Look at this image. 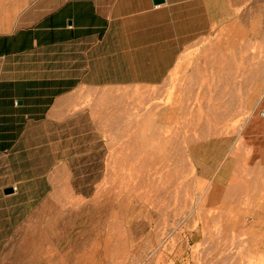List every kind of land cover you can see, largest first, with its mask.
<instances>
[{
  "label": "rangeland",
  "instance_id": "rangeland-1",
  "mask_svg": "<svg viewBox=\"0 0 264 264\" xmlns=\"http://www.w3.org/2000/svg\"><path fill=\"white\" fill-rule=\"evenodd\" d=\"M235 7L229 21L180 55L161 86L97 100L92 116L77 117L74 130L72 123L39 122L18 132L0 152V264H264V151L251 158L243 138L251 115L264 118L263 38L251 39L248 51L257 53L259 65L254 62L228 125H216L208 105L216 81L206 87L197 78L205 65L211 69L223 27L231 37L257 23L263 31L264 0H233ZM202 92L199 114L194 99ZM189 94L191 107L181 113L178 105ZM170 106L177 112L161 123L176 129L164 132V169L172 168L175 179L159 187L155 127L140 122L147 110ZM190 119L195 122L184 127ZM9 187L13 192L3 194ZM155 198L170 201V210L157 213Z\"/></svg>",
  "mask_w": 264,
  "mask_h": 264
},
{
  "label": "crops",
  "instance_id": "crops-1",
  "mask_svg": "<svg viewBox=\"0 0 264 264\" xmlns=\"http://www.w3.org/2000/svg\"><path fill=\"white\" fill-rule=\"evenodd\" d=\"M231 7L233 0H0V152L28 125L74 130L97 100L161 86L185 50L231 18ZM261 113L243 130L255 160L264 151Z\"/></svg>",
  "mask_w": 264,
  "mask_h": 264
},
{
  "label": "bare ground",
  "instance_id": "bare-ground-1",
  "mask_svg": "<svg viewBox=\"0 0 264 264\" xmlns=\"http://www.w3.org/2000/svg\"><path fill=\"white\" fill-rule=\"evenodd\" d=\"M228 3V2H227ZM230 4V3H228ZM235 4V3H234ZM235 6V5H234ZM230 8V6L228 7ZM232 9H235L233 7H231ZM233 18H234V15H233ZM215 20V19H214ZM230 20V17L226 19V21L224 22V24ZM222 24V22H221ZM217 26V25H216ZM250 26V25H249ZM257 28H260L259 24L257 23L256 25V29L252 30L250 33H248L247 31L245 30H241L240 32L237 31L235 32L234 36L231 37V36H225L224 34H227V30H225V28L223 27V29L221 30L220 34H221V38H220V42H216L218 43L217 46H216V52H217V57L215 58V60L213 59L212 62L210 61L208 64L210 65V70L208 71L207 70V67L208 66H204V70L201 71L203 72L201 76L197 77V78H202L200 79L203 83V85L205 83H208L209 81H216V85L213 87V91H210V90H207V96L209 95L211 99H213L211 103H209L208 105H210L209 107L211 112L213 111L215 114H217L216 118H215V124L218 125V124H221L223 123V121L225 120L226 122H224L223 124H226L228 125V121H232L235 117H236V112L233 111L234 110V106H235V100L239 98V96L241 95L240 93L242 92L243 88L245 87V85L250 81V78L252 77V74L254 72L253 70V64L255 61H258L259 58H258V55L257 53L253 50L251 52L248 51L250 45L252 44L251 42V39L256 37V39H262L264 40V29L262 31V29L260 30H257ZM227 32V33H226ZM234 33V32H233ZM248 34H250L249 37ZM261 35V36H260ZM215 40V39H214ZM219 40V38H218ZM254 41V40H253ZM263 42V41H262ZM215 43V44H216ZM252 50V49H251ZM260 57V56H259ZM261 59H264V58H261ZM262 63L263 60H261ZM256 63V62H255ZM259 63V61H258ZM196 64V63H195ZM194 65V63H193ZM257 65V63L255 64ZM259 65V64H258ZM257 65V66H258ZM264 66V64H263ZM193 67V66H192ZM256 67V66H255ZM261 67V65L259 66ZM258 67V68H259ZM191 68V67H190ZM196 69V67H195ZM255 69V68H254ZM191 70V69H190ZM194 70V69H193ZM260 70V69H259ZM258 70V71H259ZM256 71V70H255ZM257 71V72H258ZM261 71L262 70V67H261ZM189 72V71H188ZM199 69L196 70V73H201ZM184 73V72H183ZM186 73V72H185ZM255 73V72H254ZM187 74V73H186ZM189 74V73H188ZM258 74V73H257ZM190 75V74H189ZM200 75V74H199ZM191 76V75H190ZM187 77V76H186ZM194 78V77H193ZM190 79V77H189ZM187 79V80H189ZM199 80V82H200ZM255 80V79H254ZM192 81V79L190 80ZM194 82V81H193ZM252 82V81H251ZM210 83V82H209ZM208 83V84H209ZM263 83V82H262ZM250 84V83H249ZM206 85V84H205ZM193 86V85H192ZM211 86V84H210ZM199 87V86H198ZM207 87V85H206ZM249 87V85H248ZM247 87V88H248ZM201 89V88H200ZM209 89V88H208ZM211 89V88H210ZM250 89V88H249ZM245 90V89H244ZM243 90V92H244ZM251 90V89H250ZM201 91V90H200ZM214 92V94L212 93ZM205 92H202L201 95H200V98L201 100H198L199 98V94L196 95V99H194L196 101V106H197V111L198 113L200 114V110L203 106V100H204V96L202 94H204ZM206 94V93H205ZM190 95V96H189ZM186 98L187 102H184V103H179L178 105V111H180L181 113H186L187 110L191 107H189V102L192 98V94H189ZM144 96V95H143ZM206 96V95H205ZM124 97V96H122ZM126 97V95H125ZM124 97V100L126 102V98ZM195 97V96H194ZM113 98V97H112ZM111 98V99H112ZM146 98V97H144ZM208 98V97H207ZM148 99V98H147ZM146 99V100H147ZM206 99V98H205ZM121 100V99H120ZM128 100V99H127ZM140 100V99H139ZM143 100V99H142ZM112 101V100H111ZM137 101V100H136ZM207 101V100H206ZM205 101V102H206ZM124 102V103H125ZM146 102V101H145ZM191 102H193L191 100ZM190 102V103H191ZM204 102V103H205ZM128 103V102H127ZM139 104V103H138ZM142 104V102H141ZM145 104V103H144ZM193 104V103H192ZM129 104H127L128 106ZM207 105V108L209 110V107ZM152 106V104L150 105ZM154 107V106H153ZM156 108V106H155ZM154 108V109H155ZM149 109V108H148ZM177 107H173V106H170V107H167V109H164L162 110L161 112L160 111H157L156 113L154 112H150L147 110V113H146V116L147 117H144L143 118V122H140V124H145L146 123H149L150 125H153L155 127V135L152 137L151 141L153 140V138L155 137V141L153 142V147L156 146V150H152L151 153L154 154V155H158L159 157V163L158 165L160 164V162H162L159 170L157 169V171L155 173H157L158 171V176H157V179H158V186L161 187L164 183H167V179H175V174L172 175V173H169V170L172 171V168L170 169H164L166 166V155L167 153H165L163 151V147L164 145L166 144L165 142V139H168L169 136L165 135L164 132L166 133H170V130L172 131L173 129H176L174 127H171L170 128V125H164L161 123V119L163 118L164 115H166L167 113L169 114H174L175 111L177 112ZM196 109V108H195ZM195 109H192V111H195ZM206 110V109H205ZM152 111V110H151ZM156 111V110H155ZM196 111V112H197ZM190 112V111H189ZM210 112V113H211ZM212 112V113H213ZM192 113V112H191ZM197 113V115H198ZM209 113V111H208ZM194 114V113H193ZM192 115V114H191ZM196 114H194L195 116ZM142 116V115H141ZM145 116V115H144ZM211 116V114H210ZM208 116V118L210 117ZM185 117V116H184ZM192 118V117H191ZM204 120V118H202ZM151 121V122H150ZM213 121V120H212ZM238 121V120H237ZM195 122V121H194ZM191 119L189 120V122H186L185 123V126L186 127L187 125H189V123H194ZM204 122L205 124H209V120L206 118L205 121H202ZM238 123V122H237ZM230 124V122H229ZM235 124V122H234ZM232 124V125H234ZM194 125V124H193ZM196 125V124H195ZM231 126V125H230ZM235 126V125H234ZM182 127V126H181ZM191 127V126H189ZM213 127V126H212ZM219 127V126H218ZM224 127V126H223ZM169 128V129H168ZM197 128V127H196ZM127 129H131L130 126L126 127V130ZM193 129V128H192ZM212 129V128H211ZM220 129V128H219ZM227 129V128H226ZM216 131V130H215ZM218 131V130H217ZM184 132V131H183ZM191 132V131H190ZM221 132V131H220ZM224 133V132H223ZM221 133V134H223ZM157 134V135H156ZM193 134V133H192ZM144 133L141 132V137L143 138L144 137ZM196 138V137H195ZM192 142V141H191ZM187 143V141H186ZM190 143V142H189ZM193 143V142H192ZM173 148V147H172ZM174 150V149H173ZM185 151V150H184ZM192 156L196 157L198 156L197 152H193L192 150L190 151V153ZM155 158V157H154ZM148 159V156L147 158ZM177 159V158H176ZM144 161V160H143ZM151 162V161H150ZM170 162H173V161H170ZM186 162V161H185ZM184 164V163H183ZM170 165V164H169ZM177 165V164H176ZM180 165H182L180 163ZM172 166V165H171ZM178 166V165H177ZM180 167V166H179ZM184 167V165H183ZM158 168V167H157ZM263 168V167H262ZM262 168L260 170H262ZM181 169H182V166H181ZM156 170V169H155ZM187 170V169H186ZM258 170V171H260ZM174 171V170H173ZM181 171V170H180ZM257 171V172H258ZM154 172V171H153ZM183 172V171H182ZM184 173V172H183ZM152 174V173H151ZM178 174V173H177ZM185 176V175H184ZM183 176V177H184ZM188 176V175H187ZM234 177V176H233ZM240 177V176H239ZM178 178V177H177ZM150 179V178H148ZM188 180V179H187ZM147 181V180H146ZM151 181V180H150ZM156 181V180H155ZM157 182V181H156ZM179 182V181H178ZM146 183V182H145ZM184 183V182H183ZM246 183V182H245ZM264 184V181L262 182ZM176 184V182L174 183V185ZM178 184V183H177ZM145 186L147 184H144ZM168 185V184H167ZM182 185V184H181ZM187 185V184H186ZM185 185V186H186ZM238 185V184H237ZM148 186V185H147ZM169 186V185H168ZM178 186V185H176ZM183 186V185H182ZM149 187V186H148ZM174 187V186H173ZM171 187V188H173ZM210 187V186H209ZM208 187V188H209ZM219 187V185H218ZM167 188V187H166ZM177 188V187H176ZM188 188V187H186ZM174 189V188H173ZM181 189V188H180ZM167 190V189H166ZM165 190V192H166ZM169 190V189H168ZM175 190V189H174ZM222 190V189H221ZM147 192L148 191H153V190H146ZM180 191V190H179ZM208 191V190H207ZM219 190H217L218 192ZM161 189L160 188H157L155 190V193L153 191L154 194H159L161 193ZM167 192H170V191H167ZM177 192H178V189H177ZM190 192V191H189ZM210 192V191H209ZM183 193H186V192H183ZM219 193V192H218ZM217 193V194H218ZM164 194V193H163ZM177 194V193H176ZM182 194V193H181ZM187 194V193H186ZM208 194V193H207ZM202 195V194H201ZM162 196V194H161ZM166 196L169 197V193H166ZM158 197V196H157ZM156 197V198H157ZM201 197V196H200ZM155 198L154 200V208L157 209V213H159L160 211L162 212V209H166L168 211L169 207L171 206L170 205V201H165V202H162V201H158L157 199ZM162 198V197H161ZM160 199V197H159ZM166 199V198H165ZM164 199V200H165ZM206 199V198H205ZM210 200V199H209ZM173 201H174V198H173ZM220 201V200H219ZM161 203V204H160ZM228 205V204H227ZM172 208V207H171ZM236 208V207H235ZM163 209V210H164ZM170 210V209H169ZM160 212V213H161ZM164 212V211H163ZM166 213V212H165ZM163 214V213H162ZM168 214V213H167Z\"/></svg>",
  "mask_w": 264,
  "mask_h": 264
},
{
  "label": "water",
  "instance_id": "water-1",
  "mask_svg": "<svg viewBox=\"0 0 264 264\" xmlns=\"http://www.w3.org/2000/svg\"><path fill=\"white\" fill-rule=\"evenodd\" d=\"M152 1H153V4H159L163 2V0H152ZM12 192H13V188L11 187L3 189V194L5 195L11 194Z\"/></svg>",
  "mask_w": 264,
  "mask_h": 264
}]
</instances>
